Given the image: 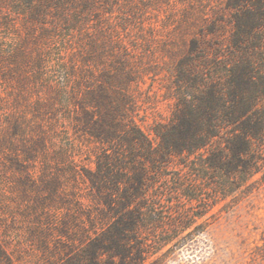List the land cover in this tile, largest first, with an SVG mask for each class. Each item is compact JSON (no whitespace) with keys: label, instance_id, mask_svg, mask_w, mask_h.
<instances>
[{"label":"rangeland","instance_id":"obj_1","mask_svg":"<svg viewBox=\"0 0 264 264\" xmlns=\"http://www.w3.org/2000/svg\"><path fill=\"white\" fill-rule=\"evenodd\" d=\"M245 41L264 0H0V264H264V159L198 135Z\"/></svg>","mask_w":264,"mask_h":264},{"label":"trees","instance_id":"obj_2","mask_svg":"<svg viewBox=\"0 0 264 264\" xmlns=\"http://www.w3.org/2000/svg\"><path fill=\"white\" fill-rule=\"evenodd\" d=\"M247 42H238L227 54L206 60L197 97L199 108H208L200 114L204 130L198 135L218 136L224 160L230 158L238 136L250 143L246 154L252 157L251 169H237L240 175L254 174L264 159L260 152L264 147V49ZM210 83L218 88L216 96H211Z\"/></svg>","mask_w":264,"mask_h":264}]
</instances>
